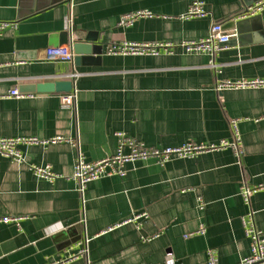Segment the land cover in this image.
<instances>
[{
  "label": "crops",
  "instance_id": "1",
  "mask_svg": "<svg viewBox=\"0 0 264 264\" xmlns=\"http://www.w3.org/2000/svg\"><path fill=\"white\" fill-rule=\"evenodd\" d=\"M194 1L0 0V22L15 24L0 36V138L67 139L21 144L25 163L0 152V218H19L0 221V264H165L168 253L175 264H209V250L220 264H241L251 254L243 217L252 211L264 233V190L249 203L241 191L264 185V86L218 84L264 80V11L227 28L237 37L215 56L219 72L208 54L180 44L206 37L252 0H202L207 15L187 18ZM145 10L152 15L119 25L124 14ZM70 14L76 40L98 34L99 61L75 66L48 56L50 35L68 28ZM123 42L174 48L109 53ZM57 80L74 82L73 106L63 107L64 92L8 96ZM232 119H240L241 157L225 148L163 164L137 160L125 176L92 181L83 194L73 179L79 153L88 161L115 154L119 132L155 148L219 144L234 139ZM29 165H49L60 176L37 177ZM142 212L148 217L134 220ZM202 225L204 234L186 237ZM87 238L88 253L70 259Z\"/></svg>",
  "mask_w": 264,
  "mask_h": 264
},
{
  "label": "built area",
  "instance_id": "2",
  "mask_svg": "<svg viewBox=\"0 0 264 264\" xmlns=\"http://www.w3.org/2000/svg\"><path fill=\"white\" fill-rule=\"evenodd\" d=\"M264 11V0H258L252 4L247 5L237 16L222 22H215L209 34L198 40H188L180 44V46L188 53L198 52L208 54L210 59V65L220 72L218 64L214 61L215 56L221 51L227 49L231 40L237 37V31H229L225 29V24L229 21H236L240 19H247L254 17ZM149 11H138L134 13L124 14L119 21L120 26H130L138 18L142 16H151ZM207 15L205 2L202 0H196L192 3L188 13L185 15L187 18L204 17ZM15 25L11 22H0V36L4 30L9 26ZM73 26V16L67 18V29ZM159 48H164L171 52L174 46L170 43L153 44V43H139V42H123L121 44H114L109 48L110 54H133V55H145V54H159ZM50 58L55 60H64L68 62H74L75 54L71 46L60 47L58 49L52 48L47 52ZM74 77V76H73ZM264 86V80H240V81H224L218 84L219 90L231 89V88H244V87H259ZM9 97H25L27 94L22 93L18 88H13L9 91ZM75 103L74 93L68 94L63 99V107L69 108ZM231 128L233 131V140H222L219 144H205V143H186L177 147L167 148H155L149 147L144 142L137 140L136 138L129 137L123 132H119L118 136V149L115 154L107 156L101 160L88 161L86 157L80 152L73 174V179L77 182L79 191L83 194L88 184L92 181L101 179L103 177L119 175L125 176V166L129 162L137 160L155 159L157 162L163 164L170 160L172 157H184L192 158L198 156L205 151L219 150L225 148H233L238 156H242V134L240 130V119L231 120ZM67 140L63 136H57L54 138L41 140L36 137L31 138H0V152L10 158L13 161L25 163L26 159L22 151L20 150L21 144H49ZM75 143L73 140H69ZM31 170L37 177L46 178L48 180H55L60 175L54 172L51 166H37L29 165ZM264 190V185L242 187V197L245 202L249 203L251 198L258 191ZM204 207L201 204V208ZM148 214L142 212L135 215L134 220H140L147 218ZM19 218L4 217L0 218V221L8 223L11 221H18ZM243 224L245 228L246 237L251 242V254L243 259L241 264H264V233L260 230L256 224L253 212H249L243 217ZM206 227L202 225L197 231L188 234L186 237L194 234H204ZM87 238L84 244H80V250L76 254H72L70 259H74L78 256H84L88 253ZM209 264H220L217 261L214 250H209ZM165 264H175V259L171 253L167 254Z\"/></svg>",
  "mask_w": 264,
  "mask_h": 264
},
{
  "label": "water",
  "instance_id": "3",
  "mask_svg": "<svg viewBox=\"0 0 264 264\" xmlns=\"http://www.w3.org/2000/svg\"><path fill=\"white\" fill-rule=\"evenodd\" d=\"M258 1V0H257ZM256 2L252 0L249 4ZM237 21H230L225 25V29L237 27ZM261 28L264 27L260 25ZM71 46L75 54L74 64L80 66L82 63L91 64L100 60V56L103 53V44L99 42V36L96 32H88L84 38L76 40L73 37L72 31L65 29L61 32L51 34L49 37V47L58 49L61 46ZM23 54H18V57ZM34 56V53L31 54ZM98 55V58H95ZM74 82L72 80H57L46 83H38L25 85L21 87L20 91H38V92H64L70 93L73 91Z\"/></svg>",
  "mask_w": 264,
  "mask_h": 264
}]
</instances>
